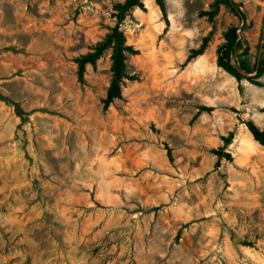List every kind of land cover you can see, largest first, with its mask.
I'll list each match as a JSON object with an SVG mask.
<instances>
[{"label": "rangeland", "instance_id": "obj_1", "mask_svg": "<svg viewBox=\"0 0 264 264\" xmlns=\"http://www.w3.org/2000/svg\"><path fill=\"white\" fill-rule=\"evenodd\" d=\"M123 1L0 0V94L33 112L0 103V264H264V147L244 126L264 129V75L239 88L216 66L230 27L251 68L264 59V0H233L244 22L143 0L120 27L135 80L103 110L110 50L83 82L74 59Z\"/></svg>", "mask_w": 264, "mask_h": 264}, {"label": "trees", "instance_id": "obj_2", "mask_svg": "<svg viewBox=\"0 0 264 264\" xmlns=\"http://www.w3.org/2000/svg\"><path fill=\"white\" fill-rule=\"evenodd\" d=\"M154 3L165 19L166 10L164 0H154ZM220 5L229 8L241 22H244L243 14L233 0H215L210 6L211 10L201 12L200 16H207L208 21L212 22L214 16L218 13ZM133 8H143V0H124L123 2L115 3L112 7L114 25L109 28L108 33L101 41L97 42L89 52L74 59L78 81L83 82L85 67L87 65L94 67L97 60L101 58L104 52L110 50L111 77L105 92V97L102 101L103 110H107L115 100L121 98V87L125 80H135V76H129L126 73L125 61L127 55H135L138 51L126 43V36L120 28L126 16ZM237 31L238 27H230L224 33L223 42L216 48V66L232 76L237 81L239 88L243 80L261 86V83L257 79L264 75V59L257 61L253 68L249 66L247 59L248 49L247 47L243 48L244 42L239 38ZM209 35L203 37L198 48L190 50L186 62L203 54L209 41ZM239 51L241 52L234 56L235 53ZM252 73H255L253 77L246 76V74ZM0 103L12 108L21 123H26L29 116L33 113L25 112L17 102L2 94H0ZM244 126L253 139L264 147V129L257 127L251 120L245 121ZM231 138L232 135L226 139L227 143H229ZM211 152L216 156L217 164L222 159L226 161H231L232 159L230 154L223 152L221 149H213ZM167 154L170 156L169 150H167ZM244 245L250 246V244Z\"/></svg>", "mask_w": 264, "mask_h": 264}, {"label": "water", "instance_id": "obj_3", "mask_svg": "<svg viewBox=\"0 0 264 264\" xmlns=\"http://www.w3.org/2000/svg\"><path fill=\"white\" fill-rule=\"evenodd\" d=\"M235 55H236V53H235ZM235 55H234V56H235Z\"/></svg>", "mask_w": 264, "mask_h": 264}]
</instances>
